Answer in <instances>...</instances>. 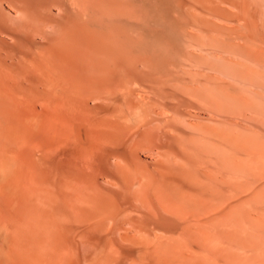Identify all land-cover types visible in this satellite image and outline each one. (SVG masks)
<instances>
[{"label": "bare ground", "instance_id": "6f19581e", "mask_svg": "<svg viewBox=\"0 0 264 264\" xmlns=\"http://www.w3.org/2000/svg\"><path fill=\"white\" fill-rule=\"evenodd\" d=\"M171 1L0 0V264H264V24Z\"/></svg>", "mask_w": 264, "mask_h": 264}, {"label": "rangeland", "instance_id": "374dc122", "mask_svg": "<svg viewBox=\"0 0 264 264\" xmlns=\"http://www.w3.org/2000/svg\"><path fill=\"white\" fill-rule=\"evenodd\" d=\"M161 1H163V0H161ZM176 1L177 0H174V2L173 1H171L172 3H171V5H170V0H169V2H168V6H172L173 8L175 7V5H176ZM191 1H196V0H191ZM238 3H239V5H240V7L242 6V7H245L248 11H251L252 13H254L255 14V20H256V22L259 24V25H261V24H264V0H236ZM162 3V2H161ZM160 3V4H161ZM166 3V2H165ZM162 4H164V2L162 3ZM161 4V6H163ZM173 4V5H172ZM242 4V5H241ZM165 5V4H164ZM167 5V4H166ZM165 7V6H164ZM227 8H229L230 10H231V8L232 7H228L227 6ZM232 10H236V9H232ZM215 20H217V19H215ZM235 41H238V40H235ZM239 42V41H238ZM239 43H242L241 41L239 42ZM264 46V45H263ZM242 50V49H241ZM244 50V49H243ZM242 50V51H243ZM240 61H243L244 62V60H242V59H240ZM253 102V100H251V103ZM255 102H256V100H255ZM259 102H261V101H259ZM258 103V102H257ZM254 104V102L252 103V105ZM256 104V103H255ZM258 104H262V103H258ZM262 106V105H261ZM254 107H256V106H254ZM260 107V106H259ZM257 108V107H256ZM264 111V110H263ZM241 131H242V135H243V133H245V130L243 129H241ZM246 133H249V135L250 136H252L251 134V131L250 132H246ZM254 133V132H253ZM256 134H257V141L258 140H260L262 143H264L263 142V140H264V135L262 136V138L260 139V137H261V135H258V132L256 131ZM245 136V135H244ZM244 136H242V137H244ZM246 136H247V134H246ZM259 136V137H258ZM241 137V135H240V138H242ZM248 137V136H247ZM253 138V137H252ZM245 139V138H244ZM244 139L241 141V143H243L242 145H247V144H244V142H247V140L246 141H244ZM254 140L256 139V135H255V138H253ZM244 141V142H243ZM251 141H253V140H251ZM251 141H250V139L248 140V142H249V145H251L250 143H251ZM256 141V140H255ZM257 143V142H256ZM254 144V143H253ZM260 144V143H259ZM258 143L256 144V146H258L259 145ZM252 146H254V145H252ZM256 146H254L256 149H253L254 151V157L255 156H257V158L255 157L254 159V162H256V159H257V161L258 160H260L259 159V157L261 156V160L260 161H258V162H256V163H258L257 165L259 166V165H264L263 163H264V151L262 152V150H264V149H262V150H260V151H257L256 152V150H259L260 148H264V144L263 145H260V146H258L259 148L257 149V147ZM260 152V153H259ZM263 153V154H262ZM262 154V155H261ZM259 156V157H258ZM263 158V159H262ZM253 162V163H254ZM261 163V164H260ZM254 165V164H253ZM256 165V164H255ZM254 165V166H255ZM259 167V168H261V169H264V166H263V168L262 167ZM254 168V167H253ZM256 168V167H255ZM259 171H260V169H258ZM259 171H257V172H259Z\"/></svg>", "mask_w": 264, "mask_h": 264}]
</instances>
